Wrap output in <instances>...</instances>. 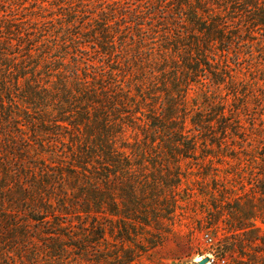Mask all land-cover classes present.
<instances>
[{"label":"rangeland","instance_id":"374dc122","mask_svg":"<svg viewBox=\"0 0 264 264\" xmlns=\"http://www.w3.org/2000/svg\"><path fill=\"white\" fill-rule=\"evenodd\" d=\"M174 5L171 0H0V81L8 65L25 59L26 56L20 55L30 48L32 58L40 61L39 70L48 63L53 74L60 73L66 77L76 71L79 77L86 74L91 81L93 77L100 78L104 69L114 67L119 73L124 72L125 68L128 71L125 84L131 87L132 94L135 93L134 85L141 83L143 90L152 96L155 93L162 97L164 92L159 91L165 86L161 82L160 72L154 68L163 58L172 56L179 34L181 41L176 46L177 54H182L183 44L190 41L188 33L174 17ZM250 27L248 25L240 30L243 35L241 43L232 44L228 52L215 47L207 52L211 63V58L215 64L220 62L221 65L227 59L233 69L234 84L218 87L209 83L205 76V79L199 77V82L190 85L185 101L186 110L178 111L179 117L186 119L184 126L189 138L196 135V150L185 157L176 152L168 153L166 148H162V143L161 148H154L159 139L154 143H139V147L126 150L134 164L132 169L118 174L119 180L115 177L109 185L110 195L117 201L118 187L123 188L124 193L130 192L132 186L137 192L144 189L147 196L153 193L155 201L147 199V206L162 213L166 207L163 199H169L167 190L172 188L166 183L180 179L178 187L174 189L176 203L172 214L162 218L149 210L147 225L142 221L125 219L127 230L121 233L117 228L119 216L109 212L104 217L98 214V221L106 228V240L101 242L100 247L97 245L89 250L95 253L100 248L99 253L103 258L97 262L93 256L87 260L71 253L67 260L48 264H197L205 256L210 257L207 264H239L247 261L249 256L257 264L262 262L264 253L260 248L254 250L253 246L244 247V255L240 254L237 245H232L234 251L229 255L217 252V246L224 237L228 236L231 243L236 237L231 232L235 219L230 211L235 209V199L242 194L240 189L243 185L246 198L253 197L248 184L249 173L250 170H259L258 166L262 163L260 157L264 155V31L258 26ZM103 31H110V36L114 33V48L104 50L99 46ZM237 59L239 64H235ZM127 65L130 66L129 70ZM153 72L156 76H152ZM208 73L206 71V75ZM41 75L44 79L48 78ZM51 79L55 81L56 77L52 76ZM21 88L25 89V86ZM11 90L0 86V95L6 106L4 109L0 105V264H45L42 237H46V234L34 232L38 224L27 217V207L26 210H19L20 206H11L7 199L11 201V191L15 193L14 184L25 185L27 182L20 171L26 166L32 173L36 161L38 166L41 165L40 161L45 162L49 174L55 169H62L60 171L65 177L66 187L75 186L76 192L82 175L71 157L69 147L72 143L68 136L61 138L52 131L45 133L39 122L37 127L27 124L26 105L18 97L21 89ZM213 92L216 96L211 99ZM12 97L19 101L18 109L8 106ZM146 102L147 107L142 105L145 111L148 107L157 108L159 105L150 99ZM210 102L215 107H224V110L220 109L221 113L227 117L233 116L240 123L239 132L245 142L237 136H227L221 140L220 135L213 132L217 129L216 121L221 113L216 108L210 109ZM11 110L15 111V114L12 113L16 117L15 122L11 119ZM196 113L203 114V120L209 119L207 129L201 134L190 123ZM50 114L55 115L52 111ZM48 120L45 127L53 126L52 119ZM123 130L125 133L118 136V144L124 142L132 145L137 141L136 132L138 142L142 138L140 131L134 132L131 128ZM205 139L207 146L204 149ZM210 139L225 141L227 146L234 141L236 146L218 150L216 144L210 145ZM25 140L31 146L26 163L16 154L24 149L22 143ZM251 142L253 145L248 146ZM237 145L243 146L245 152L251 155L245 156L239 152L241 150ZM207 148L211 149L212 155L204 157L202 150ZM232 151L237 152L234 157L229 154ZM252 156H256L255 160L247 162ZM73 169L76 172L69 173ZM68 196L72 198L73 194ZM244 201L242 199L240 202L243 204ZM73 208H70L68 216L60 217L65 222L62 231L67 235H77L81 230L80 218H85L86 225L92 219V216L78 217ZM110 209L112 206L108 207ZM255 223L260 228L259 235L264 237V221L257 218ZM22 231L29 237L21 236ZM45 231L55 230L45 228ZM122 233L125 238L121 240L119 236ZM27 241L34 246L33 249L22 245Z\"/></svg>","mask_w":264,"mask_h":264},{"label":"trees","instance_id":"16d2710c","mask_svg":"<svg viewBox=\"0 0 264 264\" xmlns=\"http://www.w3.org/2000/svg\"><path fill=\"white\" fill-rule=\"evenodd\" d=\"M171 1L172 4L173 2L175 4L173 6L174 17L177 18L180 27L184 28L185 33H188L190 41L183 44L184 52L177 54L176 46L181 41L179 34L177 37L179 41L173 46L172 56H168L167 59L163 58L158 67H155L157 69L154 68L160 72L161 82L165 86V89L159 91L164 92L162 97L155 93L152 96L147 90H143L141 83L134 85L135 93L132 94L131 87L125 84L128 72L125 68L124 72L120 71L119 73L118 69L116 70L114 67H111L110 70L104 69L100 78L93 77L91 81L87 79L88 75L84 74V77L81 78L76 71L66 77H62L60 73L53 74L50 72L48 63L42 65L43 69L39 70L40 61L37 58H32L33 54L30 48L20 55L26 56L25 59L8 65L7 72L2 74L3 79L0 81L2 89L11 90L12 88L15 91L21 89L18 97L21 103L26 105L27 124L37 127L39 126L37 122H39L45 133L52 131L54 135L58 134L61 138L68 136L69 142L72 143L69 147L71 157L80 168L79 174L82 175V179L80 178L78 181L76 192L75 186L66 187L68 185L60 171L62 169H55L49 174L45 162L40 161L41 165L38 166L36 161L32 173L26 166L20 171V174H24L27 182L25 185L18 182L14 184L15 193L11 191V201L7 199L8 202H11V206H20L19 210L23 208L26 210L27 207V217L38 224L34 232L46 234V237H42L45 244L43 247L46 256L45 264L51 261L58 263L67 260L71 253L85 257L87 260L93 256L94 260L99 262L100 258H103L102 253H99L101 249H96L95 253L89 250L97 245L100 247L101 242L106 240V228L102 222L98 221V214H103L104 217L109 212L119 216V225L117 226L119 233L127 230L125 219L135 222L142 221L147 225L149 210L153 215L162 218H168L172 214L176 203L174 189L178 187L180 179L170 181L174 183H166V186H172V188L167 190L169 199H163L166 207L162 213L156 212V209L152 207V209L148 208L146 200L154 202V194L151 193L150 196H147L144 189L137 192L132 186L130 192L124 193L123 188L118 187L119 201L111 197L108 189L113 178L120 173L128 172L134 165L126 150L139 147V143H154L159 139V143L154 148H161L160 143H162V148H166L168 153L176 152L185 157L189 156L187 153L194 152L197 144L196 135L189 138L184 126L186 119L178 115V111L186 110L185 101L188 91L191 89V83H197L199 82L198 78L203 77L218 87L234 84V75L231 74L233 69L227 59H224L221 65L220 62L215 64L211 58V63L208 60L207 52L213 47L228 52L232 44L239 45L240 39H243L240 30L248 25L250 29V26H258L264 31V0H222V3H219L220 0ZM102 39L99 42L102 49L114 48V33L110 36V31H103ZM120 62L117 61V63ZM235 64H239L238 59ZM127 68L129 70L130 66L127 65ZM206 71L209 72L208 75H206ZM154 72L151 73L152 76H156ZM41 74L48 78L44 79ZM209 75L210 78H208ZM52 76L56 77L55 81H52ZM22 86H25V89H22ZM214 96H216L215 92L210 98L214 99ZM0 98L2 101L0 105L5 109L6 106L1 95ZM147 99L158 103V107L153 106L148 107L146 111L143 110L142 105L148 106ZM8 102L9 107L14 106L18 109L19 101L12 97ZM209 106L210 109L216 108V111L219 110L220 113L221 110H224L221 105L215 107L213 102H210ZM50 111L55 115H51ZM14 112L11 110L13 122L16 119L15 116H12V113L15 114ZM48 119H52L53 126L45 127ZM208 120H203V114L196 113V116L190 119V123L201 134L207 129ZM216 122L217 129L213 132L218 133L221 140L227 136L230 138L237 136L245 142L243 135L239 132L241 125L233 119V116L227 117L221 113ZM126 128H131L134 132H136L135 130L140 131L142 138L139 139V142V135L136 132L135 139L137 138V141L134 139L135 142L132 145L124 142L118 144V136L124 134L125 130L123 129ZM210 142L211 146L216 144L218 150L228 149L230 145L236 146L234 141H231L229 146L225 141L217 142L210 139ZM204 145L205 149L206 139ZM252 145V142L248 143V146ZM22 146L24 149L19 150L16 154L20 160L26 163L27 153L31 146L27 140L22 143ZM237 146L241 150L239 152L245 156L251 155L250 152H245L243 146ZM209 150L211 149L202 150L205 152L204 157L212 155V151ZM235 153L232 151L229 154L234 157ZM255 158L256 156H252L248 158L247 162L253 161ZM260 160L262 163L258 166L259 170H250L249 173L248 184L251 186L253 197L246 198L247 193L242 190L243 185L240 189L242 194L235 199V209L230 211L231 216L235 219L231 232L236 237L232 243L228 236L224 237L217 246V252L229 255L234 251L232 245H237L241 255L245 254L242 250L246 246H253L254 250L260 248L259 250L264 253V237L259 235L260 228L255 223L257 218L264 221V155L260 157ZM36 168L38 169L36 170ZM74 172H76L74 169L69 171V173ZM117 178L119 180V177ZM11 179H13L12 175ZM69 194H73L72 198H69ZM242 199H245L243 204L240 202ZM74 206L76 207L73 208ZM109 206H112V209L108 210ZM70 208L78 213V217L92 216L87 225L86 222L84 223L85 218L83 220L80 218L82 228L77 232V235H67L62 231L65 222H62L60 217L68 216L71 212ZM11 212H13L12 209ZM45 228H52L55 231H45ZM21 236L29 237L25 235L24 231ZM119 238L122 240L125 235L122 233ZM22 245L29 249L34 248L29 241ZM252 260L254 258L249 256L247 261L239 264H257ZM260 264H264V259Z\"/></svg>","mask_w":264,"mask_h":264},{"label":"water","instance_id":"95a60500","mask_svg":"<svg viewBox=\"0 0 264 264\" xmlns=\"http://www.w3.org/2000/svg\"><path fill=\"white\" fill-rule=\"evenodd\" d=\"M207 263H210L209 256L202 257L197 261V264H207Z\"/></svg>","mask_w":264,"mask_h":264},{"label":"bare ground","instance_id":"6f19581e","mask_svg":"<svg viewBox=\"0 0 264 264\" xmlns=\"http://www.w3.org/2000/svg\"><path fill=\"white\" fill-rule=\"evenodd\" d=\"M198 259H199V257H198Z\"/></svg>","mask_w":264,"mask_h":264}]
</instances>
